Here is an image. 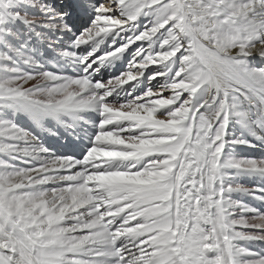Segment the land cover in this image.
Returning <instances> with one entry per match:
<instances>
[{
    "label": "snow or ice",
    "instance_id": "obj_1",
    "mask_svg": "<svg viewBox=\"0 0 264 264\" xmlns=\"http://www.w3.org/2000/svg\"><path fill=\"white\" fill-rule=\"evenodd\" d=\"M256 244L264 0H0V264H264Z\"/></svg>",
    "mask_w": 264,
    "mask_h": 264
},
{
    "label": "bare ground",
    "instance_id": "obj_2",
    "mask_svg": "<svg viewBox=\"0 0 264 264\" xmlns=\"http://www.w3.org/2000/svg\"><path fill=\"white\" fill-rule=\"evenodd\" d=\"M50 143H52L53 145H55L56 142H55V140H51ZM253 247L255 249L259 250L261 247H264V246L256 244V245H253Z\"/></svg>",
    "mask_w": 264,
    "mask_h": 264
},
{
    "label": "rangeland",
    "instance_id": "obj_3",
    "mask_svg": "<svg viewBox=\"0 0 264 264\" xmlns=\"http://www.w3.org/2000/svg\"><path fill=\"white\" fill-rule=\"evenodd\" d=\"M50 142V141H49ZM259 245V244H258Z\"/></svg>",
    "mask_w": 264,
    "mask_h": 264
}]
</instances>
